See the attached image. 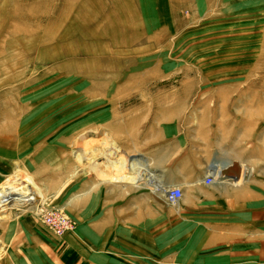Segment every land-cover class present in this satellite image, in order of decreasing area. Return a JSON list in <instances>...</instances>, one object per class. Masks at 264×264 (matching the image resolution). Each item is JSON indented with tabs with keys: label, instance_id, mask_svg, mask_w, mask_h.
<instances>
[{
	"label": "rangeland",
	"instance_id": "rangeland-1",
	"mask_svg": "<svg viewBox=\"0 0 264 264\" xmlns=\"http://www.w3.org/2000/svg\"><path fill=\"white\" fill-rule=\"evenodd\" d=\"M16 101L57 108L0 144V185L37 187L0 212V264H136L132 210L169 219L154 264H194L208 166L237 162L215 182L241 174L250 196L264 182V0H0V102Z\"/></svg>",
	"mask_w": 264,
	"mask_h": 264
},
{
	"label": "crops",
	"instance_id": "crops-1",
	"mask_svg": "<svg viewBox=\"0 0 264 264\" xmlns=\"http://www.w3.org/2000/svg\"><path fill=\"white\" fill-rule=\"evenodd\" d=\"M144 160L148 166V161ZM205 174L198 180L199 184L214 195L210 197L212 207L209 211L196 209L194 214V264H264V193L260 191L264 189V182H254L260 190L250 196L251 183H240L241 174L233 181L215 182L216 179L215 183L209 185L203 181ZM220 176L222 174L217 178ZM231 187L236 189L233 197L228 196ZM239 199L242 206L236 207L234 201ZM146 201L153 204L155 200ZM138 203L139 197L131 196L130 204ZM195 203L199 205L198 199ZM124 217L131 222V228L126 229V233L145 238L142 245L128 246L138 261L136 264H154V237L171 235V232H166L169 219L162 215L155 222L154 216L148 212L141 214L133 210Z\"/></svg>",
	"mask_w": 264,
	"mask_h": 264
},
{
	"label": "bare ground",
	"instance_id": "bare-ground-1",
	"mask_svg": "<svg viewBox=\"0 0 264 264\" xmlns=\"http://www.w3.org/2000/svg\"><path fill=\"white\" fill-rule=\"evenodd\" d=\"M39 103H41V102H39ZM39 103H35V102L29 103V102H19V101H16L15 103L0 102V119L6 120V122L4 123V127L2 129H0V144H1V142H5V141H7L8 144H10V143H12V140H15V142L16 141L18 142L19 147H20L23 142L29 143V140L32 138L28 137V138L22 139V136H20V134H19V132L22 130V127L24 125L31 124L34 122H39L42 120L47 121V119H48L47 117H51L53 112L57 108L56 106H54V104L48 105L45 103V105H43V103H42L41 104L42 106H41ZM8 107H10L9 109H13L12 114L14 116L10 115L9 111L6 109ZM37 127H39V126H37ZM12 135H13V137H12ZM41 135H43V134H39V136H41ZM81 150L83 151V149H81ZM80 154H82V153H80ZM84 158H86V157L84 156ZM111 162H112V165H114V166H116L118 164V161H114V162L111 161ZM104 165H105V163H104ZM231 166H232V164L225 167L224 169H222L220 171V174H222L223 171L231 168ZM105 168H106V166H105ZM238 168H239V165L237 167V170H238ZM207 174L210 175V177L212 178V183H213L218 177V175H217L218 169L209 170L205 175H207ZM226 174H228V173H226ZM151 176L153 177V176H155V174L151 173L149 171V169L145 166H141L139 168V170L137 171L138 180L139 179L147 180L148 178H151ZM159 185H161V184H159ZM28 186L33 187L35 189L37 188L29 178L23 177L19 173L17 174V176L15 178V183H13V184L4 183V184L0 185V212L2 210H4L5 207L9 208L11 206H15V205L19 206V205L24 204L26 202V199H25L23 193L26 191ZM168 190H169V188L167 190H165L164 193L166 194L168 192ZM31 208H33V207H27V209H31Z\"/></svg>",
	"mask_w": 264,
	"mask_h": 264
},
{
	"label": "built area",
	"instance_id": "built-area-1",
	"mask_svg": "<svg viewBox=\"0 0 264 264\" xmlns=\"http://www.w3.org/2000/svg\"><path fill=\"white\" fill-rule=\"evenodd\" d=\"M203 181L206 183V184H211L212 183V178L210 177L209 174L205 175L204 176V179ZM181 195H182V190L180 187L178 186H173L171 188H169L168 192L165 194V200L168 202V203H172V204H175L178 202V200L181 198ZM43 213L40 212V215H42ZM44 217V216H43ZM62 218L64 220H66L63 216ZM45 220V223L52 229L54 230L55 232H61L63 230V228L65 226H67V222L65 221V225L64 226H61L63 224V222H60V225L58 223H55L54 224L52 222H49L47 219H44Z\"/></svg>",
	"mask_w": 264,
	"mask_h": 264
},
{
	"label": "water",
	"instance_id": "water-1",
	"mask_svg": "<svg viewBox=\"0 0 264 264\" xmlns=\"http://www.w3.org/2000/svg\"><path fill=\"white\" fill-rule=\"evenodd\" d=\"M237 167H238V163L234 161V162L232 163L231 168H229L228 170L223 171L222 174H223V175H227L226 173H228V171H229L230 169H237ZM237 176H238V175H237Z\"/></svg>",
	"mask_w": 264,
	"mask_h": 264
}]
</instances>
